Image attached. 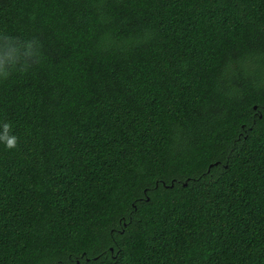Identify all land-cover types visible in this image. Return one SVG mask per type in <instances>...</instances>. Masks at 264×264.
Listing matches in <instances>:
<instances>
[{"label": "trees", "instance_id": "1", "mask_svg": "<svg viewBox=\"0 0 264 264\" xmlns=\"http://www.w3.org/2000/svg\"><path fill=\"white\" fill-rule=\"evenodd\" d=\"M39 62L0 78V264H264V0H0Z\"/></svg>", "mask_w": 264, "mask_h": 264}, {"label": "clouds", "instance_id": "2", "mask_svg": "<svg viewBox=\"0 0 264 264\" xmlns=\"http://www.w3.org/2000/svg\"><path fill=\"white\" fill-rule=\"evenodd\" d=\"M40 45L36 38L21 39L8 34L0 35V78L7 79L13 71H26L33 63L39 62ZM19 138L12 134L10 123L2 125L0 143L7 149L18 146Z\"/></svg>", "mask_w": 264, "mask_h": 264}]
</instances>
